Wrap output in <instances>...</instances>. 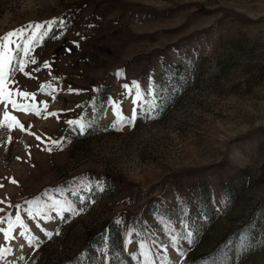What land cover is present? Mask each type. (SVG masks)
Here are the masks:
<instances>
[{"label":"rangeland","instance_id":"374dc122","mask_svg":"<svg viewBox=\"0 0 264 264\" xmlns=\"http://www.w3.org/2000/svg\"><path fill=\"white\" fill-rule=\"evenodd\" d=\"M50 19L66 27L35 48L31 78L17 72L11 87L35 95L18 103L46 102L60 118L9 105L24 129L0 134V228L17 215L23 223L11 241L0 233L12 248L0 264H138L131 254L148 249L175 261L177 246L186 264H264V0H0V36ZM149 77L156 99L134 126L113 129L108 101L131 117L123 85L143 89ZM49 84L51 95L41 91ZM152 104L162 110L155 119ZM68 119H83L85 134ZM36 136L63 138V150H42ZM61 205L84 211L61 219ZM46 226L60 235L48 240Z\"/></svg>","mask_w":264,"mask_h":264},{"label":"snow or ice","instance_id":"6c2138e0","mask_svg":"<svg viewBox=\"0 0 264 264\" xmlns=\"http://www.w3.org/2000/svg\"><path fill=\"white\" fill-rule=\"evenodd\" d=\"M66 27V22L63 19L57 21L56 19H50L44 23H28L22 27L16 28L14 30L7 31L6 34L0 36V107H3L5 110L3 112V119H0V134H3L6 131H11L13 126L20 128L21 130L24 129V126L20 124V121L17 119L15 115H11L8 111L9 105L13 110L19 112H34L36 116H40L41 112H45L47 117H55L57 120L60 118V114L57 112H48L47 108L48 105L46 102H43V107H38L35 103L33 104H20L17 102L16 97H20L23 99L31 98L33 101L35 100V95L30 94L28 92L13 90V87L17 82L13 79L17 72L23 73L26 77L31 78L29 72H26L25 69L28 67L29 64L36 65L37 61L32 56L35 48L40 46V44L44 41L45 38L49 37L50 34L53 33V30L56 28H64ZM53 39H59L58 36L52 35ZM75 43V42H74ZM14 46V47H13ZM76 47H79L76 44ZM67 51H71V49H67ZM43 68H50V64L48 62H44ZM41 69L39 67L35 68L34 71L39 72ZM117 77L122 76V70L117 71ZM50 89V91L46 92L45 94L51 95L52 92L56 91V89H52L51 85H41V91L44 92L45 88ZM123 88L125 89L124 95L125 97L132 98V115L131 117L125 116L121 111L120 102L109 100L108 103L111 105V110L114 115V120L111 123V127L115 130H123L125 126H134L135 120L137 118L138 109L143 107L145 101L148 99L149 96L152 97L153 100L156 99V88H155V81L152 77H149L147 85L142 89L141 85L138 81H132L131 85L124 84ZM69 93L75 92V94H80L82 90H74L69 86L68 88ZM93 91H98V89H93ZM55 99V96L52 97ZM76 107H83L82 105H77ZM159 106L156 104H152L148 107L146 111V115L148 118L155 119L159 117L160 111L158 110ZM68 111H72L69 109ZM67 126L75 131L78 135H84L88 124L85 123L83 119H68L65 121ZM9 142H11V137L8 138ZM36 139L40 141L41 144H44L45 147L42 150H47L51 152L53 148H57L63 150V143L64 140L61 138L60 140H52L51 137H48L46 140L41 139L40 136H36ZM48 141H50L51 146L48 145ZM39 147V145H38ZM12 183H16L15 180L11 181ZM0 187H3L0 184ZM99 188V185L95 186ZM92 190V189H89ZM90 203H94V201H89ZM3 203V201H0ZM32 205H38L39 199L33 200L29 202ZM54 203H59L55 201ZM80 203L83 205L84 201L81 200ZM4 209L0 208V212H3ZM64 211H68L70 213L80 214L84 211L83 207H80L78 210L72 207L65 209L63 205H61L60 209L57 211V215L64 219L62 213ZM39 214V213H37ZM31 215V213H29ZM51 219V218H50ZM5 222L4 218H0V224ZM21 217L19 215L16 216L15 222L8 220L7 228H0V233L3 234V239L5 241H11L15 239L13 236L14 228L17 224H22ZM114 223L119 224L120 221H115ZM43 232V236L46 237L48 240L53 239L54 236L60 235L59 228L53 227V230H47V226L44 229H41ZM131 231V230H130ZM21 236H25L24 232L19 233ZM107 233L104 234L102 240H106ZM188 241L189 244L194 242L193 235L190 230H188V226H185V231L181 237ZM133 241L129 239L125 243V247L127 244L132 243ZM26 243L30 249H38L40 247L41 240L39 236H27ZM175 243V241L173 242ZM20 247L24 246V243L19 245ZM138 249H143V244L137 245ZM247 245L245 246V251L247 250ZM108 249H102V252L107 251ZM173 255L177 257V260L170 261L169 258H160L154 256L151 253V250L148 249L147 251H140V255L137 256L135 252H133L132 258L138 261V264H156L157 260L160 261V264H186L179 260V257H184L186 255V250L183 247H175L171 250ZM12 248L11 247H3L0 246V261H4L5 258L11 254ZM241 255L237 253V256ZM74 264H78V262H74ZM101 264H105L104 261ZM211 264H225L223 260H219V258H214L211 261Z\"/></svg>","mask_w":264,"mask_h":264}]
</instances>
